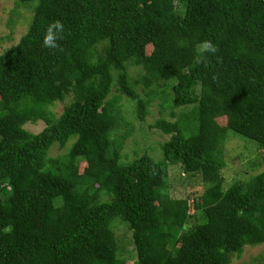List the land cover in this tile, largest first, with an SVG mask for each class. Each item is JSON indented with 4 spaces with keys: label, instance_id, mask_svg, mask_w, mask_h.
I'll list each match as a JSON object with an SVG mask.
<instances>
[{
    "label": "trees",
    "instance_id": "16d2710c",
    "mask_svg": "<svg viewBox=\"0 0 264 264\" xmlns=\"http://www.w3.org/2000/svg\"><path fill=\"white\" fill-rule=\"evenodd\" d=\"M22 1L29 30L0 52V264H127L122 222L132 264H231L264 244V170L252 158L225 185L220 146L233 130L264 151V0ZM123 98L140 121L156 100L176 118L154 124L159 157L123 151ZM175 169L202 194L172 195Z\"/></svg>",
    "mask_w": 264,
    "mask_h": 264
},
{
    "label": "rangeland",
    "instance_id": "374dc122",
    "mask_svg": "<svg viewBox=\"0 0 264 264\" xmlns=\"http://www.w3.org/2000/svg\"><path fill=\"white\" fill-rule=\"evenodd\" d=\"M33 12L32 2H24L22 0H0V52L17 44L21 37L27 33L33 19ZM160 87L161 82L157 83V88L160 89ZM138 90L144 94L141 87L138 86ZM71 100L72 98L68 97L66 102ZM66 102L57 104L55 111L58 114L62 112ZM122 103L128 108L127 120L134 129L133 134L126 140L123 151L129 152L130 155L132 154V156H135V150L142 153V148L150 146L153 149H148V151L154 156L159 157L161 148H159L158 144L168 140L170 135L163 134V132L154 127V124L163 116L169 120H175L176 118L170 115L169 110L164 109L163 113L160 112L161 109H163L160 106L161 100L153 102L149 108V115L146 117L145 121H140L134 116L133 109L135 107V102L123 98ZM190 109L191 107L189 106L186 107L184 111ZM177 111L180 112L183 110L177 109ZM217 122L222 126L226 124L225 118H217ZM44 126L45 124L40 121L36 124L29 123L25 127L34 133H38ZM122 131L125 130L123 129ZM255 145L258 147L257 142L247 139L233 130H228L225 133L220 145L223 150V157L221 158L224 162L222 171L225 178V185L229 184L236 175L237 170L233 171V169L239 168L238 171L247 169L248 161L252 158L256 159L258 163L254 172L264 170V151L257 149ZM61 152L64 153L65 150L58 147L52 150L53 155ZM249 154L250 156H248ZM252 154L255 155L252 156ZM232 167L235 168L232 169ZM170 173L172 195L184 197L188 193L197 192L202 194L204 191V184L200 174L195 176L184 175L182 172L179 174L177 169L171 170ZM104 200L107 199L105 198ZM191 212L193 213V209H191ZM117 225H119L115 230L117 231V236L122 237V244L126 245V248L121 250V256L127 258V264H132L133 260L136 259V250L131 239V231L126 223L122 222ZM231 264H264V244L246 246L241 257H234Z\"/></svg>",
    "mask_w": 264,
    "mask_h": 264
}]
</instances>
